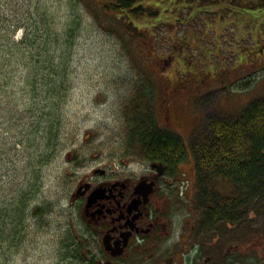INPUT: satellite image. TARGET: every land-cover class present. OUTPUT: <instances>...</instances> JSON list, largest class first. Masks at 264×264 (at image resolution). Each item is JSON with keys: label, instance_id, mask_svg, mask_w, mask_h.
<instances>
[{"label": "rangeland", "instance_id": "1", "mask_svg": "<svg viewBox=\"0 0 264 264\" xmlns=\"http://www.w3.org/2000/svg\"><path fill=\"white\" fill-rule=\"evenodd\" d=\"M138 1L156 16L128 20L99 0H0V264H92L91 258L101 256L98 241L82 232L69 197L77 180L93 169L135 174L146 168L144 157L133 153L132 160L126 147L129 99L145 80L158 127L187 147L179 182L186 198L176 208L181 216L168 244L172 253L161 244L123 264H162L183 251L190 225L204 226L190 141L210 117H233L264 95V52L259 57L264 20L238 18L235 30L222 5L226 0ZM209 2L216 6L204 9ZM242 21L249 34L241 37ZM45 29L51 42L47 54L55 57L49 86L57 85L59 95L41 99L47 70L32 100L24 55H39ZM24 35L37 37L39 44L16 48ZM51 112L57 131L47 120ZM169 116L177 119L170 130ZM215 188L229 196L232 183L219 181ZM253 206L260 208L229 229L225 222L217 231L197 232L212 240L211 261L196 256L192 234L176 263H254L264 249V201ZM232 244L237 251L229 255Z\"/></svg>", "mask_w": 264, "mask_h": 264}, {"label": "trees", "instance_id": "2", "mask_svg": "<svg viewBox=\"0 0 264 264\" xmlns=\"http://www.w3.org/2000/svg\"><path fill=\"white\" fill-rule=\"evenodd\" d=\"M99 1H107L106 8L108 10L116 11L128 20L139 19L143 16H156V12L143 7L141 3L137 4L138 0ZM239 4L242 5L239 7ZM215 6L213 2H209L202 7L208 9ZM229 7L234 14L228 15L233 24L238 18L251 15L264 20V0H259L257 3L252 0H243L242 3L232 0ZM193 17L194 15L191 14L190 18ZM240 26L244 27L243 21ZM234 28L237 30L236 27ZM49 38V30L45 29L41 36L39 55L32 52H26L24 55L25 74L31 73L29 76H25V87L30 91L29 95L32 100L37 98L40 92L39 76L47 70L46 96L41 99L59 95L57 85L49 86L52 83L50 75L55 74L53 69H49L54 66L55 60L54 54H47L51 44ZM36 40L37 37L32 38V36L24 35L22 43L16 45V48L21 44L24 46L27 44L28 47L25 46V48L33 47V45L39 44V41L36 42ZM251 55L253 56V54ZM259 57H262L261 54ZM259 57L257 61H253L256 62V65L259 62ZM249 79L247 78V80ZM251 80L253 81L255 78L252 77ZM149 82V80L142 81L129 99L127 151L141 154L144 159L179 164L186 158V148L180 138L158 127L152 102L153 92L147 85ZM247 85L248 83H246ZM53 105L55 106V104ZM51 114L52 112L50 115L47 114V120L50 121L53 130L57 131L55 125L51 123L53 122ZM190 151L192 157H195L193 159L196 193L203 205L204 223L237 224L246 218L251 210H258L260 207H254V203L257 205L264 201V95L250 102L233 117L223 116L219 113L217 116L210 117L201 132L191 138ZM225 180L232 183V191L229 196H222L215 188L216 182Z\"/></svg>", "mask_w": 264, "mask_h": 264}, {"label": "flooded vegetation", "instance_id": "3", "mask_svg": "<svg viewBox=\"0 0 264 264\" xmlns=\"http://www.w3.org/2000/svg\"><path fill=\"white\" fill-rule=\"evenodd\" d=\"M231 3L232 0H226L222 4L229 8V16L233 15L229 7ZM232 25L234 27L235 23ZM247 31V26L242 27L241 37L249 34ZM259 48L262 54L263 49L261 46ZM165 120L168 130L177 125L174 117L169 116ZM131 157L133 160V152ZM184 161L181 164H167L143 159L146 168L140 173L127 174L123 170L100 167L77 180L69 199L85 237L90 241H98L101 256L97 255L95 261L91 258L92 264H123L146 251L154 253L161 244L165 252L172 253L168 244L179 230L176 220L181 216L176 208L186 198V187L183 189L179 186V182H182L180 168ZM202 224L204 226L195 223L190 225L191 233L186 234L183 251H174L162 264H177L179 255L186 252L192 234L196 235V256H206L204 262L211 261L213 252L209 247L212 240H202L201 233L197 235V232L200 229L201 232L217 231L222 225ZM228 226L224 228L229 229ZM178 241L181 243V240ZM229 248V255L236 253L237 245L232 244ZM179 263L183 264L181 261ZM251 264H264V249L261 257Z\"/></svg>", "mask_w": 264, "mask_h": 264}, {"label": "water", "instance_id": "4", "mask_svg": "<svg viewBox=\"0 0 264 264\" xmlns=\"http://www.w3.org/2000/svg\"><path fill=\"white\" fill-rule=\"evenodd\" d=\"M158 167H160V166H158ZM120 252L118 251V253L117 254H119Z\"/></svg>", "mask_w": 264, "mask_h": 264}]
</instances>
